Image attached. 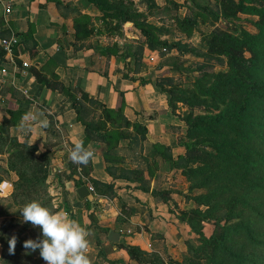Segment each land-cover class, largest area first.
<instances>
[{
	"label": "trees",
	"instance_id": "16d2710c",
	"mask_svg": "<svg viewBox=\"0 0 264 264\" xmlns=\"http://www.w3.org/2000/svg\"><path fill=\"white\" fill-rule=\"evenodd\" d=\"M85 1L97 9L100 20L104 22L113 19L119 22L132 21L131 12L129 13L122 0ZM141 1L145 3V9L156 6L153 0ZM219 17L231 28L227 31L214 27L208 35H203L206 46L203 56L223 63L224 68L212 71L202 64L195 67L191 75L195 90L186 94L175 92L171 86L162 87L160 82L154 83L159 91L166 94L167 105L171 108L180 102L189 109L180 117L184 124V140L178 139V144L184 152L174 162V167L180 168V174L188 181L189 190L199 191L186 195L193 205L179 211L177 218L197 236L195 246L186 243L191 255L182 262L264 264V0H219L216 18ZM178 23L193 24L187 18L178 19ZM244 24L252 29H246L242 26ZM138 30L144 36L147 48L156 49L150 34L143 29ZM79 31L83 32V36L88 34L85 29L75 27V34ZM31 32V27H27L25 32L0 31V38L10 34L18 38L12 47L16 68L21 66L20 57L30 58L37 52V44ZM158 43L167 48L178 47L180 53L188 51L187 47L176 42ZM244 52L248 56H244ZM3 60L6 58L0 49V61ZM29 70L39 84L50 83L35 68ZM80 97L87 104L70 96L69 107L74 109L77 121L83 126L84 140L94 143L106 140L118 142L139 134L140 140L145 141L146 128L138 122H129L122 114L121 92L117 93L116 107L113 109H108L83 92ZM97 107H100L102 116H98V121H92L89 113ZM62 109L60 107L58 111L61 112ZM17 112L7 111L9 115ZM14 125V118L3 117L0 121V154L6 155L5 171L15 175L11 182V192L2 199L8 198L23 206L35 199L57 210L50 206V197L46 191L49 156L46 151H39L37 144L28 138L19 142L16 137L11 136L9 128ZM129 126L132 128L130 134L118 130L119 127ZM151 145L161 146L165 150L169 148L158 143ZM106 155L107 152L103 151L104 162L107 161ZM75 167L74 164L71 166L70 174L75 173ZM104 169L112 177L110 182L87 177L96 194L117 197L121 191L130 190L129 185L115 184L114 179L117 178L135 182L134 187L137 186L142 192L147 191L135 176L134 170L129 171L133 174L132 177H118L113 175L110 167L105 166ZM83 172L87 174L84 170ZM77 177H74L75 186L83 184ZM150 195L154 196V193L151 192ZM85 205L86 208L90 206L88 202ZM122 208H125L124 204H120V210ZM86 216L90 218L91 213ZM117 221L118 224L123 222L120 218ZM207 222L212 225L208 233L202 230ZM115 231L118 232V229ZM38 234L39 239L42 238ZM13 235L17 238L14 254L1 250L0 259L7 264H26L24 261L30 259V254H24L27 249L23 247V242L28 239L21 236L20 231L8 233L6 227L1 228L0 246L2 249L8 248V240ZM96 244L99 248L98 239ZM112 244L137 264H165L154 251H146L120 240ZM98 253L101 254L99 249ZM107 262L122 263V259Z\"/></svg>",
	"mask_w": 264,
	"mask_h": 264
},
{
	"label": "rangeland",
	"instance_id": "374dc122",
	"mask_svg": "<svg viewBox=\"0 0 264 264\" xmlns=\"http://www.w3.org/2000/svg\"><path fill=\"white\" fill-rule=\"evenodd\" d=\"M40 1L39 3H51L55 6L59 15L58 21L67 36V44L71 43L75 46L91 48L96 56L102 57L99 60L100 63H107L106 61L112 57L115 63L121 64L127 71L143 73V76L139 77L150 80L151 84L160 82L163 85L162 87L171 86L175 92L186 94L190 90H195L191 78L195 67L202 64L207 70L212 71L224 68L223 63L216 61L214 58L203 56L206 49L203 35H208L214 27L227 31L231 28L220 17L216 18L219 0H153L156 6L151 9H145V3L141 0H122L129 13L131 12L132 21L126 22H119L117 19L108 22L100 20V13L97 11L96 14L93 10L94 6L88 4L85 0ZM112 1L117 2V0ZM180 18L192 20V26L186 23L179 24L178 19ZM242 26L246 29H252V27L245 24ZM75 27L79 30L85 29L88 34L83 36V32L80 31L75 34ZM139 28L150 34V39L156 45V49L149 50L147 48L146 40L139 32ZM158 41L176 42L187 47L188 51L180 53L178 47H163L159 45ZM243 54L248 56L246 52ZM13 67L16 69L15 64ZM155 88L157 87L155 86ZM165 99L167 104L166 94ZM87 109L90 110V107L87 106ZM121 110L123 114V104ZM167 110L181 122V126H178L176 130L173 129V132L176 133V144L168 146L167 150L161 146L144 143L145 141L140 140L139 134L123 138L118 142L114 140L103 141L101 150L107 152L105 166L110 167L114 176L132 177L133 174H130L129 171L134 170L135 176L140 179L142 187L146 188L147 191L142 192L137 186L134 187L135 182H129L130 185H133L128 186L130 191L143 197L151 196L150 193L152 192L154 193V196H151L153 204H155V207L160 206V209L155 211L157 216H151L152 213L149 209L140 221L123 224V230L118 232L121 235L120 241L128 243L136 240L135 233L142 231V237H139L142 238V244H145L146 247L149 246V251H154L165 264H185L182 260L191 255V252L189 253L187 250L186 243L195 246L197 235L192 233L189 227L177 217L179 211L188 209L193 205L187 196L199 190H189L188 181L180 174V168L174 167V162L184 152L178 144V139L180 141L184 140L182 138L184 124L180 117L189 109L183 103L178 102L174 108L167 105ZM194 111H197V109ZM98 116H102L100 107L89 113V118L92 121H98ZM124 117L126 118V116ZM100 119L103 120V117H100ZM119 128L118 130L121 133H132V130H127V127ZM42 143L44 144L45 141ZM38 148L41 152L45 149L44 146ZM5 157L4 153L0 154V177L10 180V175L14 177L15 175L12 172L7 173L5 171ZM73 164L68 161L66 171L56 172L59 176L58 183L57 179L53 177L50 163L48 165L46 191L50 197V206L57 210L71 209L68 189L64 186V183L70 180L68 176ZM85 169L86 166H83L84 171ZM84 180L82 181L87 182L86 179ZM116 180L123 182L121 178ZM0 188L4 189L2 185ZM123 192L125 190L120 193ZM91 193H95L94 188ZM95 195L97 194L95 193ZM128 195L132 196V193L129 192ZM2 198L0 195V229L6 227L8 233L20 231V235L26 239L38 240V233L41 235V229L38 226L33 227L29 222H22V213L19 210L23 208V205L15 204L8 198ZM115 198L120 210V204L124 203L119 199V195ZM134 198L140 200L136 196ZM91 201L95 204L94 209H89V206L86 208V205L83 204L86 211L89 210L92 214L94 211H100V203L97 204L94 200ZM120 211L123 215L127 212L126 208H122ZM93 222L95 224V219H93ZM211 229L212 225L210 223H204L202 228L204 232L208 233ZM97 239H95L97 251L94 264H109L108 260L117 258L122 259V263L112 264H137L135 261L129 260L123 250L118 247V249L113 250L106 242L100 244L98 248ZM117 242L118 240L114 243ZM98 249L101 254L98 253ZM1 250L5 253L9 252L8 248L2 249L0 246V252ZM27 251L30 252V259H26L24 263L46 264L44 260L38 257L40 256L39 249L34 252Z\"/></svg>",
	"mask_w": 264,
	"mask_h": 264
},
{
	"label": "crops",
	"instance_id": "0c3cea01",
	"mask_svg": "<svg viewBox=\"0 0 264 264\" xmlns=\"http://www.w3.org/2000/svg\"><path fill=\"white\" fill-rule=\"evenodd\" d=\"M39 1L0 0V31L25 32L27 27H31V36L37 44L34 56L20 57L21 61L27 64L25 67L21 64L15 69L6 60L0 61V68H5L4 73L0 72V121L3 117L14 118L15 125L9 128V134L16 137L19 142L24 138L34 141L39 136L34 142L38 147H45L44 151L49 156L50 167L57 183L59 176L56 172L66 171L65 168L70 161L68 153L76 141L83 140L86 147L90 145L95 151V157L85 169L87 174H84L83 166L74 164L76 174L69 173L70 180L64 183L71 204V209L65 211L94 233L89 238L91 258L94 262L97 251L96 238L100 244L106 242L109 247L116 250L117 246L107 239L108 231H115L116 228L119 232L123 230L122 224L140 221L149 209L151 216H157L155 211L160 209V206L155 207L151 196L136 195L128 189L119 194V199L127 210L123 215L115 197L95 195L91 192H87L83 198L76 195L75 189L78 186H75L74 177L78 176L77 178L83 181L91 177L102 182H110L112 177L104 169L101 142L84 140L83 126L77 121L74 109L69 107V97H75L87 104L80 97V93L83 92L108 109H113L116 107L117 93L121 92L124 116L129 122H138L146 128L144 143L149 145L154 143L169 147L175 145L176 133L173 129L181 126V122L167 110L165 94L155 88L150 80L139 77L143 76V73L127 71L121 64L115 63L112 57L106 61L107 63H100L102 57L96 56L91 48L67 44V36L58 21L59 15L55 6ZM5 5L11 7L8 15L3 14ZM93 10L97 14L95 7ZM30 68H35L45 77V80L50 82L49 86L39 84L31 74ZM60 107L63 108L61 112L58 111ZM37 109L45 113L50 126L47 129H40L33 123V131L24 135L19 129L21 120L26 114ZM8 110L18 112L9 115ZM127 130H132L131 126ZM14 179L13 175H10V180L2 178L0 182V186L4 187L0 188L2 197L11 192V182ZM114 183L130 185L129 182H118L116 179ZM87 184L88 181L83 182V185ZM129 192L132 196L128 195ZM134 196L140 199L139 202L135 201ZM91 200L100 203V211H94L93 214L89 210L86 211L83 204L87 202L90 204L89 209H94L95 204ZM87 213H91L90 218L86 216ZM118 218L123 220L121 224H118ZM141 233L142 231L135 233L137 241L128 243L149 251V246L142 244V238H139L142 237ZM119 240L121 235L118 236Z\"/></svg>",
	"mask_w": 264,
	"mask_h": 264
},
{
	"label": "clouds",
	"instance_id": "9594fccd",
	"mask_svg": "<svg viewBox=\"0 0 264 264\" xmlns=\"http://www.w3.org/2000/svg\"><path fill=\"white\" fill-rule=\"evenodd\" d=\"M33 123L40 129H47L50 126L45 113L37 109L22 118L20 131L24 135L31 133ZM68 156L72 163L87 166L95 157V151L90 145L86 147L83 140H78L72 145ZM19 211L22 213V222H29L33 227L38 226L41 229L42 238L25 240L23 242L25 249L31 252L39 249V255L46 264H93L89 238L94 233L73 219L68 211L53 210L35 199L26 203ZM16 243L17 238L13 235L8 240L9 254H14ZM24 254L29 255L30 252L26 251ZM0 264L7 262L0 259Z\"/></svg>",
	"mask_w": 264,
	"mask_h": 264
},
{
	"label": "built area",
	"instance_id": "2783aa9c",
	"mask_svg": "<svg viewBox=\"0 0 264 264\" xmlns=\"http://www.w3.org/2000/svg\"><path fill=\"white\" fill-rule=\"evenodd\" d=\"M11 10V7L9 5H5L3 6V14H7L9 13ZM18 41V38L16 36H14L13 34H10L8 37H4V38H0V49L2 50V52L4 53V57L6 58V61L11 63L14 66V61H13V52H12V47L13 45H15ZM22 66H26V62L22 61ZM0 72L4 73L5 72V68L1 67L0 68ZM87 191L88 192H92L93 188L90 184H88L86 186ZM126 232H128L126 230Z\"/></svg>",
	"mask_w": 264,
	"mask_h": 264
},
{
	"label": "water",
	"instance_id": "95a60500",
	"mask_svg": "<svg viewBox=\"0 0 264 264\" xmlns=\"http://www.w3.org/2000/svg\"><path fill=\"white\" fill-rule=\"evenodd\" d=\"M87 188L85 185L81 184L75 189V193L78 197L83 198L87 195ZM119 233L110 230L107 233V239L111 242H116L118 240Z\"/></svg>",
	"mask_w": 264,
	"mask_h": 264
}]
</instances>
